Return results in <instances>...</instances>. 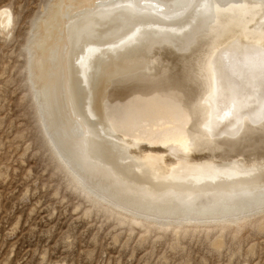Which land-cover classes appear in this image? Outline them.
Instances as JSON below:
<instances>
[{
    "label": "bare ground",
    "instance_id": "6f19581e",
    "mask_svg": "<svg viewBox=\"0 0 264 264\" xmlns=\"http://www.w3.org/2000/svg\"><path fill=\"white\" fill-rule=\"evenodd\" d=\"M39 16L37 123L83 187L157 221L264 208V0H52Z\"/></svg>",
    "mask_w": 264,
    "mask_h": 264
},
{
    "label": "rangeland",
    "instance_id": "374dc122",
    "mask_svg": "<svg viewBox=\"0 0 264 264\" xmlns=\"http://www.w3.org/2000/svg\"><path fill=\"white\" fill-rule=\"evenodd\" d=\"M51 1L0 0L11 15L0 28V264H264L263 207L153 220L99 198L51 153L26 66L31 27Z\"/></svg>",
    "mask_w": 264,
    "mask_h": 264
},
{
    "label": "water",
    "instance_id": "95a60500",
    "mask_svg": "<svg viewBox=\"0 0 264 264\" xmlns=\"http://www.w3.org/2000/svg\"><path fill=\"white\" fill-rule=\"evenodd\" d=\"M162 1H166V0H162ZM174 2V1H173ZM103 4H108V3H111V1H106V2H102ZM175 6V4H173ZM100 7V6H99Z\"/></svg>",
    "mask_w": 264,
    "mask_h": 264
}]
</instances>
